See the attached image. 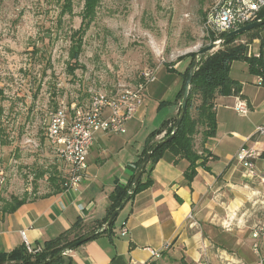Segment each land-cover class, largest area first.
I'll return each instance as SVG.
<instances>
[{"label": "crops", "instance_id": "0c3cea01", "mask_svg": "<svg viewBox=\"0 0 264 264\" xmlns=\"http://www.w3.org/2000/svg\"><path fill=\"white\" fill-rule=\"evenodd\" d=\"M259 34L264 36V29ZM259 53L264 66V47L261 49L259 39L254 38L246 44L245 54ZM179 63L158 67L155 80L146 84L124 131L95 132L85 159L86 174L76 188L63 185L56 192L50 188L13 211L0 208V252L24 244L22 230L31 248H41L43 242L63 233L78 219L93 222L106 216L109 194L116 184H127L135 173L134 164L148 135L177 114V94L183 84L175 70ZM229 74L241 84L242 95L217 96L215 136L203 146L200 134L194 139L199 153L204 148L215 157L208 156L188 180L184 175L188 161L172 150L165 151L152 165V184L126 202L112 229L62 253L57 264H143L147 260L153 264H249L239 242L232 247L229 237L244 231L238 225L247 209L254 207L248 216L253 224L251 234L264 216L260 181L264 178V140L254 135L256 126L264 124V78L252 73L244 60L232 61ZM238 100L246 103L245 114L234 108ZM161 137L162 133L154 137V143ZM242 146L263 154L253 160L251 170L235 157ZM123 228L126 233H122ZM146 246L159 250L160 255H151ZM260 250L264 256V238Z\"/></svg>", "mask_w": 264, "mask_h": 264}, {"label": "rangeland", "instance_id": "374dc122", "mask_svg": "<svg viewBox=\"0 0 264 264\" xmlns=\"http://www.w3.org/2000/svg\"><path fill=\"white\" fill-rule=\"evenodd\" d=\"M84 1L71 0L61 13L62 0H0V198H32L49 191L54 176L64 180V164L45 138L51 109L112 96L147 68L157 74L180 62L182 70L188 59L179 56L210 43L202 14L218 0H100L76 47ZM253 208L238 225L244 231L229 237L249 264Z\"/></svg>", "mask_w": 264, "mask_h": 264}, {"label": "trees", "instance_id": "16d2710c", "mask_svg": "<svg viewBox=\"0 0 264 264\" xmlns=\"http://www.w3.org/2000/svg\"><path fill=\"white\" fill-rule=\"evenodd\" d=\"M99 1L100 0L84 1L81 13V25L76 32V47L81 43L82 34L80 31L86 30L90 25V22L96 14V8ZM199 1L200 4H203L204 2L203 0ZM69 4L71 5V0H62L61 13L71 10V6H69ZM202 15L205 21L206 13L203 12ZM262 16H264V9H262L259 14V17ZM262 29H264V24L227 39L213 52H206L199 55L197 67L194 71L188 90L186 110L173 138L167 142H159L153 148L149 160L137 183L132 184L133 173L127 184L121 185L118 183L115 185L113 191L109 194V205L106 216L103 219L93 222H83L78 219L63 233L59 234L55 238L43 242L40 250L34 253L28 252L24 244L12 249L9 252H0V264H40L48 259L50 260L44 264H57L62 258V255L57 256V254L63 253L74 241L78 240L82 236L89 234L90 237L88 240H90L101 234L108 233L112 229L116 218L115 216L113 222L107 227V229H102V225L107 220L109 214L119 205L128 193H130L128 199L129 201L138 191L152 184V178L150 176L152 165L159 158H161L167 150L176 152L188 161L189 164L184 175L186 179L190 180L195 175L196 167L198 165H203L208 156L215 157L213 154L206 152L204 148H202L201 153H199L195 148L194 139L197 134H200V146H203L206 141L215 136L216 117L214 106L216 97L231 94L242 95L240 93L241 84L233 79L229 74L232 61H246L249 66V70L252 73L261 75L262 78H264V66L261 60V53H259L258 56L252 54L247 56L245 54L246 44L254 38L259 39L261 49L264 47V36L259 34ZM224 34L225 33L220 34L218 38L222 37ZM243 36L246 40L241 41ZM206 39H208L211 43L216 39V36L213 32L206 30ZM75 49L71 53V59L74 60V62L78 60V50L77 48ZM195 54L196 52H187L178 57V60H182L184 58L188 59L187 64L184 65L182 70L177 68L175 69L179 74H181L183 81ZM168 66L169 65H167V67ZM181 91L182 88L177 94V101L179 102L181 99ZM179 107L180 105L178 106V111L175 117L164 120L158 128L153 130L148 135V142L140 158L134 164V170L139 165L143 154L152 144H154L155 141H153V138L162 133V137L159 139V141H161L164 137L171 133L173 124L179 112ZM1 113L2 108L0 107V114ZM1 131L2 130L0 128V132ZM204 152L205 155H203ZM200 158L201 161H199ZM39 176L41 175H37V177ZM63 181L64 180L58 179L57 176H54L53 181L50 183V191H59L63 186ZM25 201L26 199H18L14 196L8 200L0 198V208L3 212L13 211ZM76 247H72L71 249Z\"/></svg>", "mask_w": 264, "mask_h": 264}, {"label": "built area", "instance_id": "2783aa9c", "mask_svg": "<svg viewBox=\"0 0 264 264\" xmlns=\"http://www.w3.org/2000/svg\"><path fill=\"white\" fill-rule=\"evenodd\" d=\"M264 9V0H218L207 12L204 25L216 36L237 29L259 18ZM214 40V41H215ZM155 80V71L147 68L142 79L133 87L120 89L112 96L93 94L84 104L65 105L51 109L47 113L45 138L51 150L64 164L65 188H76L86 174V155L91 147L97 131L122 132L125 122L132 117L137 105L141 102L146 84ZM261 80V79H260ZM234 108L245 114L248 110L243 100H238ZM254 135L264 140V124L256 126ZM262 152L248 146H242L235 157L250 170L253 160ZM264 180V178H263ZM126 233V229H122ZM24 245L28 252L34 253L40 248H31L26 239L25 230L21 231ZM251 249L255 254L254 264H264V256L260 251V241L264 238V223L255 226L252 231ZM151 255L158 257L159 250L145 247ZM69 249L63 253L68 252ZM143 264H153L147 260ZM198 264H209L201 261Z\"/></svg>", "mask_w": 264, "mask_h": 264}, {"label": "water", "instance_id": "95a60500", "mask_svg": "<svg viewBox=\"0 0 264 264\" xmlns=\"http://www.w3.org/2000/svg\"><path fill=\"white\" fill-rule=\"evenodd\" d=\"M264 24V16L258 18L257 20H254L248 24H245L237 29L231 30L227 33H225L222 37L218 38V40L212 41L211 43H209L208 45L204 46L203 48L199 49L198 51H196L195 57L192 60L191 65L189 66L186 76L184 78L183 81V87H182V91H181V99H180V107H179V112L178 115L176 117V120L173 124V129L171 131V133L169 135H167L166 137H164L161 141H157L156 143L152 144L150 146V148L144 153V155L141 158V161L139 163V165L136 168V171L133 175L132 178V184L137 183L138 179L140 178L142 171L144 169V167L146 166L149 157L151 155V152L153 150V148L159 143V142H167L170 141L174 134L175 131L178 127V125L180 124L183 115L185 113L186 110V102H187V96H188V90H189V86H190V82L191 79L193 77L194 71L197 67V63H198V57L199 55H202L206 52L212 51L216 48H218L224 41H226L227 39L240 35L248 30H251L255 27H258L260 25ZM130 196V193L127 194V196L119 203V205L109 214L107 220L105 221V223L102 225V229H107V227L113 222L115 216L118 214V212L124 207V205L126 204V202L128 201ZM90 235L86 234L84 236H82L81 238H79L78 240L74 241L70 246H69V250L72 247H76L79 246L80 244L84 243L85 241H87L89 239ZM62 255V253H58L57 256ZM50 259L45 260L44 262L40 263V264H44L47 263Z\"/></svg>", "mask_w": 264, "mask_h": 264}]
</instances>
